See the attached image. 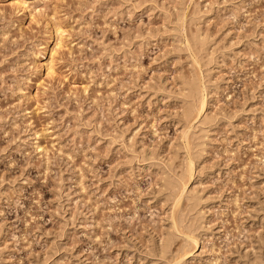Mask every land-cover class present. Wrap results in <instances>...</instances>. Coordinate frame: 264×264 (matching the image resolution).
Masks as SVG:
<instances>
[{
  "label": "rangeland",
  "instance_id": "374dc122",
  "mask_svg": "<svg viewBox=\"0 0 264 264\" xmlns=\"http://www.w3.org/2000/svg\"><path fill=\"white\" fill-rule=\"evenodd\" d=\"M0 264H264V0H0Z\"/></svg>",
  "mask_w": 264,
  "mask_h": 264
},
{
  "label": "bare ground",
  "instance_id": "6f19581e",
  "mask_svg": "<svg viewBox=\"0 0 264 264\" xmlns=\"http://www.w3.org/2000/svg\"><path fill=\"white\" fill-rule=\"evenodd\" d=\"M200 37V36H199ZM199 90V89H198ZM185 91H188L186 94H185V101H186V104H188L189 105V107H193V104H195L194 102H193V99H195V98H197L198 100H200V101H202V99H201V93L200 92H198L197 91V86H196V84H195V82H192V83H188L187 84V87H186V90ZM197 100V101H198ZM199 101V102H200ZM188 107V106H187ZM195 108H196V104H195V106H194ZM193 107V108H194ZM185 109H186V107H185ZM193 110V109H192ZM199 111H200V109H199ZM185 112V111H184ZM190 113H191V111H190ZM184 118H188V115H189V111L187 110L184 114ZM183 115H182V117H183ZM190 116V115H189ZM188 120V119H187ZM170 174V173H169ZM172 176V175H171ZM172 180H173V182H174V177L171 179L170 178V176L168 175V173H165V177H164V185L166 186V189L167 188H170V187H172L173 186V182H172ZM176 181V180H175ZM175 185H176V183H174ZM175 188V187H174ZM169 190V189H168ZM171 192V191H170ZM190 199V198H189ZM193 201V200H192ZM192 201H190V202H192ZM189 202V203H190ZM188 239V238H187ZM167 244V240L166 241H162V243H161V246H160V249L161 250H163L164 248H165V245Z\"/></svg>",
  "mask_w": 264,
  "mask_h": 264
}]
</instances>
